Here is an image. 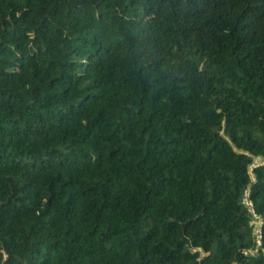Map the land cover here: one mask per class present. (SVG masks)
<instances>
[{"label": "trees", "instance_id": "obj_1", "mask_svg": "<svg viewBox=\"0 0 264 264\" xmlns=\"http://www.w3.org/2000/svg\"><path fill=\"white\" fill-rule=\"evenodd\" d=\"M0 264H264V0H0Z\"/></svg>", "mask_w": 264, "mask_h": 264}, {"label": "rangeland", "instance_id": "obj_2", "mask_svg": "<svg viewBox=\"0 0 264 264\" xmlns=\"http://www.w3.org/2000/svg\"><path fill=\"white\" fill-rule=\"evenodd\" d=\"M257 162H259V158H256V159H255V163H257ZM251 223L254 225L255 230H258V227H259L260 221L257 219V217H255V218L251 221ZM255 230H254V231H255Z\"/></svg>", "mask_w": 264, "mask_h": 264}]
</instances>
